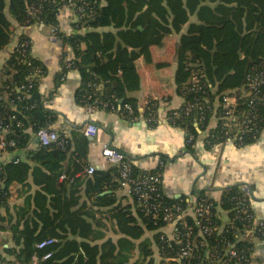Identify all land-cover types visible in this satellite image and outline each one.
<instances>
[{
    "label": "trees",
    "instance_id": "obj_1",
    "mask_svg": "<svg viewBox=\"0 0 264 264\" xmlns=\"http://www.w3.org/2000/svg\"><path fill=\"white\" fill-rule=\"evenodd\" d=\"M72 1L81 10L73 14L76 18L73 24L75 32L67 36L58 27L61 0H0V51L12 37V22L19 28L40 23L50 26L63 46L73 53L71 59H67V55L61 57V72L55 79L59 81L62 73L68 70L77 72L80 79L77 104L112 109L133 117L139 114L137 101L127 91L137 87L135 60L163 37L179 34L174 82L183 105L166 113L169 124L180 127L186 136L195 138L197 131L194 125L206 131L214 117L216 126L208 129L205 139L208 146L237 134L241 138L236 140V145L244 147L254 143L264 130V100L260 99L264 98V0ZM185 26L186 32L182 34ZM46 72L47 67L31 54L29 37L20 34L16 47L0 71V125L8 127L5 140L15 142V147L9 148L8 153L28 146L31 136L38 130L50 129L53 118L44 108L39 93L40 79ZM119 72L122 73L121 80L117 77ZM256 75L262 82L251 107L249 100L253 93L248 94V78ZM223 96L236 98L235 111L240 116L239 120H250L252 130L238 134L236 128L225 127L228 116L222 107ZM125 105L131 107V114ZM189 107L192 109L186 112ZM157 108L156 101H149L145 105L144 116L156 120ZM61 137L64 139L61 145L36 147L34 151L25 152L26 158L39 166L33 170V176L34 179L38 177L39 182H35L41 187V192L32 200L41 205L43 193L49 195L52 197L49 206L55 212L48 216L42 209L36 215L32 213L33 218L38 219L37 223L33 219L15 223L11 227L12 239L20 247L12 251L3 250L14 260L6 261L0 253V264H155L154 248L160 256L158 264H204L208 261L216 264L220 260L227 264L254 262L253 242L240 235L244 233L247 222L236 218L237 201L243 199L248 204L245 193L237 186L224 189L219 208L215 205L201 219L202 225L211 229L204 237L205 249L196 250L190 259L175 262L170 259L177 257L180 246L161 232L166 225L162 221V212L154 216L152 212L138 208L134 202V214L129 206L115 205L118 167L94 170L83 179L75 177L83 170L82 166L72 173L63 171L61 163L71 150V142L64 135ZM20 162H12L11 165L19 164L11 168L15 181L24 184L27 174H23ZM4 170L5 164L0 168V179H3ZM143 173L132 166L131 178L138 179ZM148 173L159 175L158 171ZM68 187H71L70 196H65L62 204L60 193ZM81 192L88 202L80 203ZM7 196L6 187L0 183V208ZM161 196V200L149 202L160 203V208L177 205L182 212L191 206L169 200L162 193ZM199 198L209 199L205 195ZM132 200L135 201L134 198ZM92 207L108 209L119 238L115 241L105 239L103 234L93 230L97 220ZM220 211L228 214L229 221L225 225ZM185 221L186 227L196 233L199 227L194 225L193 219L186 216ZM146 232L153 233L151 238H144ZM257 238L263 241L264 235L257 234ZM49 239L55 242L36 248L38 243ZM230 247L238 253L234 258L226 254ZM46 253H51V257L42 260ZM33 256L37 257L36 263H32Z\"/></svg>",
    "mask_w": 264,
    "mask_h": 264
},
{
    "label": "crops",
    "instance_id": "obj_2",
    "mask_svg": "<svg viewBox=\"0 0 264 264\" xmlns=\"http://www.w3.org/2000/svg\"><path fill=\"white\" fill-rule=\"evenodd\" d=\"M57 20L61 32L67 36L75 32L73 24L76 18L67 7L59 9ZM12 29L8 45L0 51V71L16 47L19 35L29 37L32 56L47 67L46 74L40 79L39 93L44 108L53 118L50 130L64 135L71 142V150L61 163L63 171L72 173L82 166L83 170L75 177L83 179L87 175L84 171L88 166H93L98 171L110 168L101 155L103 146L109 145L125 154L137 170L158 171L161 178V193L172 201L192 205L194 199L205 195L219 208L223 190L237 186L245 193L254 220L264 225V130L254 143L244 147H238L232 140L208 146L205 139L208 129L216 126L214 117L206 131H201L196 124L194 125L197 131L195 138L186 136L183 129L169 124L170 121L166 119L169 110H177L183 105V99L177 95L174 82L179 34L173 33L163 37L158 44L150 46L135 60L137 87L127 93L136 98L139 114L129 117L101 107L88 114L86 112L88 105L83 107L77 104L76 92L80 79L76 71L68 70L62 73L59 81L55 79L61 72V57L67 55V59H71L73 53L70 48L63 46L50 26L40 23L28 28H19L12 22ZM186 29V26L183 27L182 34ZM81 48H84V45H81ZM121 75V72L117 75L120 80ZM151 100L158 103V117L152 123L143 114L145 105ZM88 123H94L98 128L94 137H85L82 133ZM35 143V137L31 136L28 146L24 149L9 152L4 156L6 170L3 171L1 183L6 187L9 196L0 208V253L6 261H13L14 258L5 255L3 250L12 251L20 247L12 239L11 227L18 221L21 224L25 220L33 219L37 223L38 219L35 220L32 213L36 215L42 209L48 216L55 212L49 206L52 198L49 195L43 193L41 205L35 204L32 200L35 194L41 192V187L35 182H39V179L38 177L34 179L33 176V170L39 166L27 159L25 152L34 151ZM17 160L21 161L23 174H27L24 184L15 181L11 168L19 164L11 165ZM41 169L45 172L43 168ZM117 187L115 205L129 206L135 214L134 201L127 189L120 185ZM69 189L71 187L60 193L62 204L64 197L70 196ZM85 201L88 202L81 192L80 203ZM91 210L97 220V223L93 224L95 232H100L103 238H110L113 241L120 237L116 233V226L111 221L108 209L92 207ZM220 217L224 225L229 221L226 211H220ZM161 232L170 239L173 226L167 224ZM152 235L153 233L146 232L144 238H151ZM246 238L254 244L252 260L264 264V240L261 241L253 235L251 238L247 235ZM153 252L155 264H158L160 256L157 248H154Z\"/></svg>",
    "mask_w": 264,
    "mask_h": 264
},
{
    "label": "built area",
    "instance_id": "obj_3",
    "mask_svg": "<svg viewBox=\"0 0 264 264\" xmlns=\"http://www.w3.org/2000/svg\"><path fill=\"white\" fill-rule=\"evenodd\" d=\"M61 7H67L71 11V14H78V12H80L81 10L73 4L72 0H61ZM261 82V77L257 75L248 78V94L253 93V98L249 100V105L251 107L254 106L253 101L256 98L255 94H257L258 92V86L261 84ZM260 99L264 100L263 97H260ZM221 102L222 107L226 110V115L228 116L226 122L224 123L226 128L229 129L230 127H234L236 128L238 134H244L252 130V127L249 126L250 120H248L247 118L239 120L240 116L235 111L236 98L234 96H223ZM96 109V106L90 105L86 107V112L88 114H92L96 111ZM125 109L129 114L132 113V109L130 106L125 105ZM191 109L192 108L189 107L185 111L190 112ZM12 118L14 117L12 116ZM147 120L150 123L155 121L151 117L147 118ZM7 129L8 127L0 125V168L5 164L4 156L8 153V149L15 147V142L13 140H5L4 138L6 132H8ZM97 130L98 128L94 123H88L83 129L82 133L85 137H94L97 133ZM33 136L36 139V143L35 145H33L34 148H48L52 144L61 145L64 142L63 137H61L57 132L50 129H40L35 132ZM240 138L241 137H237V134H235L229 140L236 142V140H239ZM101 155L106 159L108 165L118 167L119 185L127 189L128 194L135 199L134 202L138 208L144 210L147 213L152 212L154 216H156L158 212H162V221H164L166 225L169 224L173 226L172 237L170 239H172L176 244L180 246V252L177 254V257L173 259L171 258L170 260L179 262L180 260L183 261L190 259L195 256L196 250L202 249L207 246L204 237L208 235L209 232H211V229L203 226L201 223V219L208 213L211 208L215 207V203L212 199L205 200L203 198H196L193 200V204L186 212H182L179 206L173 204L160 208V203L149 202L150 200L158 201L157 199L161 200L162 198L160 192L161 178L159 175L145 172L138 179H133L131 178L132 162L129 158H127L125 154L110 147L109 145H105L101 150ZM94 170L95 168L93 166H88L85 169L84 173L87 175H91ZM63 178L64 176L61 177V179ZM237 207L238 210L236 218L247 222V224L244 226V233L240 235L242 237H246L251 233L256 238L257 234L259 236L264 235V225L261 222L254 220L253 216L248 210L247 202L243 199H239L237 201ZM186 216L192 218L194 221V225L199 227L196 233H193L190 228L186 227ZM181 231L183 232L181 233ZM200 237H202L203 239H201ZM54 242V239L45 240L38 243L36 245V248L41 249ZM226 254L229 258H234L238 255L237 251L233 247H230ZM50 257L51 253H46L42 256L41 259L46 260ZM36 262L37 257L33 256L32 263ZM204 264L213 263L208 261ZM216 264H227V262L220 260ZM251 264H255V262H251Z\"/></svg>",
    "mask_w": 264,
    "mask_h": 264
},
{
    "label": "water",
    "instance_id": "obj_4",
    "mask_svg": "<svg viewBox=\"0 0 264 264\" xmlns=\"http://www.w3.org/2000/svg\"><path fill=\"white\" fill-rule=\"evenodd\" d=\"M121 102V101H120ZM248 237L251 238L252 237V234H248ZM248 239V238H247ZM249 240V239H248Z\"/></svg>",
    "mask_w": 264,
    "mask_h": 264
}]
</instances>
